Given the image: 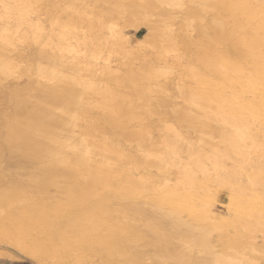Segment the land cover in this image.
<instances>
[{
  "label": "bare ground",
  "instance_id": "obj_1",
  "mask_svg": "<svg viewBox=\"0 0 264 264\" xmlns=\"http://www.w3.org/2000/svg\"><path fill=\"white\" fill-rule=\"evenodd\" d=\"M91 1L103 0H69L65 6L70 11L85 13ZM118 1L115 3L123 7L124 0ZM191 1L201 10L212 6V10L228 13L253 7L248 0ZM0 2L3 4L0 11V232L6 235L5 239L13 240V234L16 240H26L29 247L26 245L23 253L39 264L44 262L42 255L48 257L45 254L48 250L54 258L67 260L68 252H72L78 254L79 260L85 258L79 264H92L98 253H106L108 258L104 260L114 258L111 252L118 246L124 250L120 249L117 261L128 264H141L142 254L148 257V264H258L263 249L256 243L247 241L245 246L252 257L244 258L245 246L238 232L231 235L214 226L199 229L181 214L186 211L197 222L200 210L195 200L199 190L209 192L213 182L216 186L225 184L227 161L231 160L234 165L244 161L241 143L249 142L257 148L261 145L244 116L252 103L240 96L241 91L237 96L234 91L229 95L224 92L229 87L224 91L215 87L219 78L226 81L233 72L241 73L244 80L245 63L255 64L260 60L257 53L260 41L248 30L254 15H219L218 12L191 15L188 8L183 9L184 0H157V3L150 2L153 7L175 8L179 12L183 9L187 15L167 13L155 14V17L151 11L146 15L150 3L139 0L134 6L140 7V11L136 10L141 14L135 13L133 6L136 24L130 21L134 28H145L142 37H148L147 40L159 36L157 41L156 36L149 39L152 42L148 41L145 46L159 49L156 52L161 53L162 59L158 61L162 64L153 62L154 65L144 59L143 65L134 67L138 69L133 71L127 59L134 47H129L124 55V70L119 71L110 65L104 52H112L113 46L126 42L115 21L119 18L126 23L132 15H64L65 19L60 17L63 22L54 15L48 19L52 30L48 26L45 31V25L43 28L41 24V28L38 21L35 25L27 19L30 15L26 13L37 3L35 0H19L13 7L3 3L4 0ZM143 2L148 5L144 6ZM119 7L115 6L113 11ZM83 21L87 25L84 26L85 22L81 27ZM22 25L30 31L26 32ZM104 28L109 30L115 43L101 40ZM93 29L96 30L88 34ZM177 29L189 36L195 34L197 50L193 51L196 54L192 58L196 62H192L202 65L199 70L195 64V68L192 64L186 70L182 66L188 77L195 79L193 86L180 84L179 74L177 80L168 78L174 64L171 66L163 57L168 48L177 51L182 35H178ZM142 42L139 41L140 44L146 41ZM25 44L35 47L30 56L22 55ZM255 70L253 74L258 76L259 71ZM23 77L26 82L21 84L19 80ZM160 77L162 81L158 80ZM241 79L227 81L236 83ZM151 117L155 119L149 120ZM185 129L194 133V140L193 148L183 151L177 143L187 140L182 133ZM152 131L159 136L153 137ZM133 145L141 148L137 150L141 158L132 151ZM129 166L138 172L139 180L131 182L134 171ZM151 177L155 184L152 182L142 189L135 185L144 184ZM239 181L234 182L235 188ZM148 190L155 191L157 198L154 202L142 203L139 197ZM235 204L231 199L234 216L231 221L238 226L245 222V216ZM209 208L203 213L212 218ZM257 224L238 227L256 231L260 229ZM121 233L126 235H117ZM210 233L214 234L213 241H209ZM162 236L167 237L164 246L159 241ZM126 249L134 250L135 254L125 252ZM109 250L112 251L108 253ZM149 253L154 256L150 257Z\"/></svg>",
  "mask_w": 264,
  "mask_h": 264
},
{
  "label": "rangeland",
  "instance_id": "obj_2",
  "mask_svg": "<svg viewBox=\"0 0 264 264\" xmlns=\"http://www.w3.org/2000/svg\"><path fill=\"white\" fill-rule=\"evenodd\" d=\"M37 3H33V5L31 6V9L29 10V8L26 10V15H30L29 17H27V19H31V20H29V21H32V23L33 24H35V25H38L37 23H39V27H43L44 28V26L43 25H45V31L47 30V28H48V26H49V23H48V19L50 18V17H52V16H56L57 15V17H58V20H60V17H61V19H65V16L64 15H132V16H125V20H126V17H127V19L130 21L131 19L135 22L136 21V16L135 15H137V14H134V10H138V8H139V11H140V7H138L137 8V6L135 7L134 6V3L135 4H137V1H139V0H132V2H131V0H129V2H131V3H129L128 2V0H124V2L125 3H123V1H122V5H123V7H121V3L119 4H117V2L115 3V1H117V0H103V1H101V2H90L91 3V6H90V8H89V10L88 11H85V13L84 12H81V11H78V10H72V11H70V10H68V9H66V6H67V4L69 3L68 1L69 0H35ZM120 1V0H119ZM118 1V2H119ZM120 1V2H121ZM128 3H127V2ZM134 1V2H133ZM249 2H250V4L253 6H251L252 8H248L249 10H247L246 8H244L243 9V11H241V12H238V11H233V12H230V13H228V12H218L216 9H213L212 10V6L210 7V8H207L206 10H204V8L201 10L200 8V6L198 7V4H196V3H193V1H186V0H184V4H185V6L183 7V9H184V11H186L187 10V8H188V11H190V13L189 14H191V15H212V14H216L217 12H218V14L219 15H254V20H253V22H249L248 23V30H249V32L252 34V35H255L258 39H259V41H260V44H261V47H260V49H258L257 50V53H259L260 54V60H258V62L257 63H255V64H253V63H249V62H246L245 63V66H244V73H245V75H246V78H244V80L243 79H241L242 78V74L241 73H239V72H233L232 74H229L228 75V79L229 78H240L241 80H240V82L237 80V82L236 83H230V80L229 81H225V80H223L222 78H219L220 80H218L217 82V84H216V88L217 89H219V90H223L224 91V89H225V87H229V89L227 88L224 92L225 93H227V94H231V92L232 91H234L233 93L236 95V93L237 94H240V92L239 91H241V97L242 98H244L246 101H248V102H251L252 103V108L251 109H247L245 112H244V116L246 117H244L245 118V120L247 121V123H248V125L251 127V128H253V130L255 131V133L257 134V138L259 139V142H261V145L257 148V147H252V146H250V144H249V142H246V143H241V145H243L244 146V161H242L241 163H240V165L237 163V164H233V162L231 161V160H228L227 161V165H228V174H227V178H226V182H225V184H223L222 186H216L215 184H214V182L212 183V185H211V187L209 188V192H204L203 190V192L201 191V190H199V193H198V196H197V198H196V200H195V204H196V206L198 207V209L200 210V212H199V216H200V219L196 222L195 221V219L193 218V216L192 215H190L188 212H186V211H182V216L183 217H185V219L187 220V221H189V222H191V223H193L194 225H197L196 227L197 228H199V229H201L200 228V226L201 227H203L202 229L203 230H206V229H211V227L213 228V226L216 228H218L219 230H221V231H223V230H227L228 231V233H230L231 235H234V233H236V232H238V233H236V234H240L239 235V239H240V241H242V243H243V245L245 246V244L247 243V241L248 242H253V243H256L258 246H260L261 247V249H263V250H261L262 252V255L259 257V259H258V264H264V243H262V240L264 239V0H248ZM7 4H6V3ZM17 2V3H16ZM57 2V3H56ZM144 2H145V4L148 2V3H150V2H155V3H157V0H144ZM144 2H143V4H144ZM3 3H5L6 5H8V6H11V7H13V6H15V5H17L18 3H20L19 2V0L17 1V0H4V2ZM14 3V4H13ZM96 5H95V4ZM200 3V2H199ZM2 3L0 2V11L2 12L3 11V7H1L2 5H1ZM4 4V5H5ZM35 4V5H34ZM65 4H66V6H65ZM112 4V5H111ZM115 4V5H114ZM128 4H129V6H128ZM131 4V5H130ZM144 4V6H147V5H145ZM151 4V7L149 6ZM147 7H144L145 9L147 8V10H148V12H147V14L146 15H149V12H150V14H152V16H154L155 14L156 15H187V14H185V12L183 11V9H182V11H178V9H176L175 10V8H173L174 10H172V9H170V8H167V9H161V10H159V8L158 7H156V6H152L153 4L152 3H150ZM208 4V3H207ZM95 5V6H94ZM107 5V6H106ZM120 6L119 8V10L118 9H115V11H113L114 9L113 8H115V6H116V8H118V6ZM196 5H197V7H196ZM130 6H131V8H130ZM134 6V7H133ZM34 7H35V10H33L34 9ZM129 7V8H128ZM135 8L134 10H132L133 8ZM152 9V10H149L150 8ZM153 7V8H152ZM155 7H156V9H155ZM191 7V10H189V8ZM209 7V6H208ZM111 8H112V10H111ZM193 8V9H192ZM197 8H198V10H197ZM90 10H92V11H90ZM117 10V11H116ZM136 10V12L135 13H137L138 12V15H140L141 14V12H139V11H137ZM170 10V11H169ZM208 10H210V11H208ZM252 12H251V11ZM152 11H154V12H152ZM167 11V12H166ZM197 11V12H196ZM202 11V12H201ZM122 12V13H121ZM163 12H165V13H163ZM168 13V14H167ZM181 13H183V14H181ZM200 13V14H199ZM202 13V14H201ZM243 13V14H242ZM247 13V14H246ZM48 15V16H47ZM50 15V16H49ZM134 15V16H133ZM156 15H155V17H156ZM151 16V15H150ZM31 17V18H30ZM132 17V18H131ZM260 17V18H259ZM135 18V19H134ZM46 20V21H45ZM117 21H115V23H117V30H122V33H123V37H124V39H126V42L125 43H120V44H118V45H115V46H113V49H114V51H112V52H104V57H109V62H110V65L113 67V68H116V69H119V71H123L124 70V65H126L125 64V58H124V55H127V51H128V49H129V47H131V48H133V50H132V55H131V57H130V55L128 56L129 58L127 59V62H131L130 63V65L131 66H133V67H131V66H128V67H131V68H133V71L136 69H138V68H134V67H136V66H138V67H140L139 65H143V60L144 59H146V60H144L145 62H149V63H155V64H162V62L160 61L161 59H160V57L159 56H161L160 54L161 53H159V55H158V52H156V50L157 49H155V50H152L151 48H148V46H145L146 44H148V41H149V43H150V41L151 40H153V38L156 36L157 37V35H155L154 37H152V38H149V39H151V40H147V38H144V37H142L143 36V34L146 32V30H145V28L144 27H142V26H138V27H136V28H134V26H133V21H130L131 23H132V25H131V23L127 20L126 21V23H124V22H122V19L120 20L119 18L118 19H116ZM118 20H120V22L118 23ZM38 21V22H37ZM65 21V20H64ZM256 21V22H255ZM37 22V23H36ZM44 22V23H43ZM47 22V23H46ZM60 22H63V20L61 21L60 20ZM85 22H86V24H85ZM83 21L80 25H81V27H84V26H86L87 25V21ZM122 22V23H121ZM121 23V25H118V24H120ZM128 23L131 25H128ZM263 23V24H262ZM42 24V25H41ZM85 24V25H84ZM136 24V22L134 23V25ZM41 25V26H40ZM46 25H47V27H46ZM82 25H84V26H82ZM133 26V27H132ZM24 30H26V32H28V31H30V29L29 28H27L26 26H24V25H22L21 26ZM41 27V28H42ZM118 27H120V28H118ZM26 28V29H25ZM49 28H51V29H48V30H52V28L53 27H51V26H49ZM96 30V29H95ZM94 29L92 30V31H89L90 33H88V34H91V32H93V31H95ZM178 30V29H177ZM176 30V34H178L179 36H180V39H182L181 40V42H180V39H179V41H178V45L180 46H178L177 45V51H171V48L169 49L168 47V50H169V52L167 53V54H165V57H163V58H165L169 63H170V65L172 66L173 64V66L171 67V73L170 74H168L169 76H168V78H176V80L177 79H179V76H180V80H178V82L180 83V84H182V82L183 83H185V84H187V85H189V84H191L190 86H193V82L195 81V79L194 78H191V77H188V75L186 74V71H183V70H186V68L187 67H190L189 65H191V67H192V64H193V66H194V64H195V66H196V68L199 70L200 69V67H201V65H202V63H201V65L198 63H194V62H192V61H195L194 60V58H192V57H194V55L196 54V51L195 52H193L194 50H197V48H196V44H195V41H194V36H195V34H194V32L193 33H191L192 34V36H189L188 34L189 33H187V34H184V33H186V32H182L181 30H178L177 31ZM258 30V31H257ZM261 30V31H260ZM180 31H181V33H180ZM258 33H257V32ZM178 32V33H177ZM22 34V33H21ZM185 35V36H184ZM184 37V39H185V41L188 43H186V42H182V41H184V39L183 38H181V37ZM189 36V37H188ZM154 38L155 40L157 39V40H159L158 39V37L157 38ZM192 39L193 41H194V43L193 42H190V41H192V40H190V39ZM145 39V40H144ZM101 40L103 41L104 40V42H108V43H115V40L111 37V33L109 32V30L108 29H106V28H104L103 30L101 29ZM141 40L143 41L142 43H144V41H146L144 44H140L139 43V41L141 42ZM156 40V41H157ZM112 41V42H111ZM138 43V45L141 47L140 48V50H138L139 48H137L138 47V45H137V43ZM152 42V41H151ZM180 43H185L183 46H182V44H180ZM192 43L193 44H195V45H192ZM190 44V45H189ZM203 44L204 45H206L207 46V43H205V42H203ZM26 45V44H25ZM23 45V51H22V55H26V56H28L29 54H31V53H33V50H34V46L33 45ZM114 45V44H113ZM135 45H137V47L135 46ZM191 45H192V48H191ZM208 45H209V43H208ZM142 46H143V48H142ZM209 46H211V45H209ZM33 47V48H32ZM90 47H92V46H90ZM146 47V49H144ZM193 47H195V48H193ZM29 48V49H28ZM136 49H137V51H136ZM30 50V51H29ZM32 51V52H31ZM157 51H159V49L157 50ZM190 51L192 52V53H190ZM23 53H26V54H23ZM109 53V54H108ZM170 53V54H169ZM174 53V54H173ZM191 54V55H190ZM192 54H194V55H192ZM30 56V55H29ZM133 56H135V57H133ZM164 56V55H163ZM175 57V58H174ZM179 57V58H178ZM183 57V58H182ZM263 57V58H262ZM122 58V59H121ZM188 58H192L193 60H189ZM158 59H160L159 61H158ZM178 61H177V60ZM129 60V61H128ZM156 61V62H155ZM175 61V62H174ZM181 61V62H180ZM189 61H191V62H189ZM172 62H174V63H172ZM184 62H186V63H184ZM196 62V61H195ZM261 62V63H260ZM153 63V64H154ZM172 63V64H171ZM249 63V64H248ZM263 63V64H262ZM154 64V65H155ZM251 64V65H250ZM182 66H183V70H182ZM195 66L193 67V68H195ZM199 67V68H198ZM258 69V76H255L253 73H254V71H256L255 69ZM197 70V71H198ZM262 70H263V72H262ZM196 71V73H197V76H198V72ZM173 72V73H172ZM183 72V73H182ZM252 72V73H251ZM195 73V74H196ZM236 73H237V75H236ZM243 73V74H244ZM178 74H179V76H178ZM182 74H183V76H182ZM235 74V75H234ZM184 75H185V77H184ZM178 76V77H177ZM199 76H201L202 77V73L201 72H199ZM198 76V77H199ZM206 76V75H205ZM233 76V77H232ZM238 76V77H237ZM240 76V77H239ZM255 76V77H254ZM261 76V77H260ZM197 77V78H198ZM248 77H251V78H248ZM163 77H160L158 80H160V81H162L163 79H162ZM253 78V79H252ZM255 78V79H254ZM134 79H135V77H134ZM133 79V80H134ZM246 79V80H245ZM26 77H23L22 79H20L19 80V82L22 84V82L23 83H25L26 81ZM137 80V79H136ZM135 80V81H136ZM193 80V81H192ZM221 80H222V82H221ZM140 81V80H139ZM138 81V82H139ZM224 81V82H223ZM248 81V82H247ZM141 82H143V81H141ZM145 82V83H144ZM144 84H147V82L144 80ZM241 82H243V83H241ZM246 82V83H245ZM222 85H221V84ZM228 83H230V84H233V85H230V84H228ZM221 85V86H220ZM237 86V87H235V86ZM220 86V87H219ZM244 88H242V87ZM260 87H261V89H260ZM232 88V89H231ZM235 88H237V89H234ZM243 89V90H242ZM229 90V91H228ZM231 90V91H230ZM250 91V92H249ZM230 92V93H229ZM239 92V93H238ZM248 92V93H247ZM256 95V96H255ZM237 96V95H236ZM239 96V97H240ZM253 96V97H252ZM261 96V97H260ZM261 101V102H260ZM246 113H248V114H246ZM251 114V115H250ZM249 115V116H248ZM253 115V116H252ZM248 116V117H247ZM250 116H251V118L253 119H251L250 118ZM255 116V117H254ZM254 117V118H253ZM154 118V117H153ZM152 117L151 118H149V120H151V121H153L154 119H153ZM256 119V120H255ZM258 121V122H257ZM260 131H262V132H260ZM182 133L186 136V138H187V142L186 141H182V142H180V143H177V147L179 148L180 147V149H182L183 151H185V150H187L188 148H193L192 147V140H194V133L191 131V130H182ZM152 134H153V137H157V136H159V133L158 132H156V131H152ZM168 137H170L171 138V133H168V134H166ZM260 136V137H259ZM262 139V140H261ZM172 142H174V140L172 141ZM247 144H248V146H247ZM139 147V146H138ZM136 147V145H133V147H132V151L135 153V155H137V157L138 158H141V152L140 151H138L137 152V150H140L141 148L139 147ZM136 150H135V149ZM252 149H256V150H254V152L252 151ZM248 150V151H247ZM263 151V152H262ZM251 152V153H250ZM140 154V155H139ZM249 154V155H248ZM139 155V156H138ZM231 157H232V155H230ZM138 158H136L137 160H138ZM232 158H234V159H236L237 157H235V156H233ZM184 159V158H183ZM141 160V159H140ZM140 160H138V161H140ZM239 160V159H238ZM244 162V163H243ZM260 162H261V164H260ZM238 165V166H237ZM232 166V167H231ZM143 167H146V165H143ZM129 168H130V171H134L133 173H132V180H131V182H135V181H137V179L138 178H136L137 176H138V172L136 173L135 172V170H134V168L132 167V166H129ZM257 168V169H256ZM145 169H147V167L145 168ZM234 172V173H233ZM243 172V173H242ZM136 173V174H135ZM231 174V175H230ZM233 175V176H232ZM213 177L214 176H212V180H213ZM231 177V178H230ZM233 177V178H232ZM234 181H233V180ZM235 179H237V180H235ZM241 179V180H240ZM139 180V179H138ZM240 180V181H239ZM214 181V180H213ZM231 181V182H230ZM237 181H239L240 182V184H239V186L237 187V188H235V185H233L234 184V182H237ZM249 181V182H248ZM153 182V180H152V177L151 178H149V179H147V181L145 180V183L144 184H142V183H139V185L137 184V183H135V185H137L138 187H140L141 189L142 188H145L148 184H150V183H152ZM154 184H155V182H153ZM238 183V182H237ZM251 184V185H250ZM145 186V187H144ZM226 186V187H225ZM246 186H248V188H246ZM251 188H250V187ZM214 188V189H213ZM225 188V189H224ZM235 188V189H234ZM217 191H216V190ZM230 189H234V191H232V190H230ZM252 189V191H249V190H251ZM239 190V191H238ZM149 191V192H148ZM148 191H144L143 193H142V195L139 197L140 199V201H142V203H150V202H154L156 199L155 198H157L156 196V192L155 191H153V190H148ZM152 191V192H151ZM232 191V192H231ZM146 193L148 194V196L146 195ZM233 193V194H232ZM239 193V194H238ZM145 194V195H144ZM207 194V195H206ZM245 194H246V196H245ZM144 195V196H143ZM202 195V196H201ZM230 195V196H229ZM237 195V197L235 198V196ZM238 195H240V197L238 198ZM155 196V197H154ZM211 196V197H210ZM53 197V196H52ZM206 197H208V198H206ZM229 197V198H228ZM203 198V199H202ZM246 198V199H245ZM248 198V199H247ZM252 198V199H251ZM202 199V200H201ZM231 199H234L235 200V205L236 206H238V207H241L242 208V215L243 216H245L244 218H243V216H242V218L244 219V223H241L243 226H246V227H248V225H252V223L254 224L255 222L256 223H259V224H257L259 227H260V229H256V231L254 230V229H250V228H245V227H243V228H240V227H238V226H242L240 223H239V225L237 226L236 225V223L235 224H233V221H231V220H233L234 219V216H233V213H232V211H231V209H230V203H231ZM242 201V199H243V201H242V203H241V201ZM150 200V201H149ZM185 201H189V200H185ZM230 201V202H229ZM246 201V202H245ZM197 202V203H196ZM203 202V203H202ZM256 202V203H255ZM122 203V202H121ZM229 203V204H228ZM173 205H174V202H173ZM206 206V207H205ZM204 207V208H203ZM210 207V208H209ZM207 208H209L210 209V212L212 211V212H214V213H212L211 212V215H213L212 216V218H207V216H205V214L203 213V212H205L204 210L205 209H207ZM248 211H247V210ZM246 210V211H245ZM254 212V213H253ZM225 214V215H224ZM216 216V217H215ZM224 218H223V217ZM251 216V217H250ZM78 218H81L80 217V215H79V217ZM221 218H222V221H221ZM225 218H227L228 220H226ZM232 218V219H231ZM206 219H208V220H206ZM218 219V220H217ZM205 220V221H204ZM213 221L214 223H215V225L213 224V222H211V221ZM217 220V221H216ZM250 220V221H249ZM193 221V222H192ZM218 221L220 222V223H218ZM230 221L232 222L231 224H230ZM258 221V222H257ZM202 222V223H201ZM207 222H209L210 224H212V225H209V223H207ZM222 222V223H221ZM228 224H227V223ZM262 222V223H261ZM249 223V224H248ZM228 227H226L225 225ZM224 225V226H223ZM210 227V228H209ZM236 227V228H235ZM237 227H238V229H237ZM233 229H235V231L233 230ZM241 229V230H240ZM1 231V230H0ZM2 232V231H1ZM1 232H0V264H39L36 260H34V259H32V258H30L27 254H24L25 253V250H24V248H27V247H29V243H27V241L26 240H24V241H22L21 239H17L16 240V238L17 237H14V235L13 234H11V236H12V239L13 240H6L5 239V236L3 235V233L1 234ZM243 232V233H242ZM245 232H247V233H245ZM124 233V232H123ZM123 233H121V235H119V234H117L118 236H124V235H126V233L123 235ZM233 233V234H232ZM249 233V234H248ZM255 233V234H254ZM258 233V234H257ZM212 234L213 233H210V235L209 236H211V237H209V241L210 240H212L213 241V239H214V234H213V236H212ZM235 234V235H236ZM244 234V235H243ZM251 234V235H250ZM116 235V236H117ZM243 235V236H242ZM246 235V236H245ZM251 236V237H249V236ZM255 235V236H254ZM15 238V240H14V238ZM207 237V236H206ZM247 237V238H246ZM11 238V237H10ZM211 238V239H210ZM165 239V240H164ZM162 240V241H161ZM164 240V241H163ZM244 240V241H243ZM15 241V242H14ZM19 241L21 242V245H19L18 246V244H20L19 243ZM161 243H160V245L161 246H164V244L166 243V241H167V237H165V236H162L161 238H160V240H159ZM256 241V242H255ZM12 242V243H11ZM24 242V243H23ZM27 244H26V243ZM261 243V244H260ZM16 244H17V246H16ZM131 244V243H130ZM24 245H25V247H24ZM26 245H28L27 247H26ZM121 245H123V244H121ZM132 245V244H131ZM262 245V246H261ZM20 246H22L21 248H20ZM137 247H138V249H140V250H142V245L141 244H138V245H136ZM119 248H117L116 247V249H114V251L116 252V253H114V251L113 252H111L112 250H109L108 251V253L109 252H111L112 254H114V258H111L110 259V257H109V259L108 260H104L105 258L107 259L108 258V256L106 255V253L104 254H102V253H96L97 255V257L96 258H94L93 259V262H95V263H92V264H96V263H99V264H106V263H104L105 261L108 263V264H124V260H119V261H117V257L118 256H120L119 254L122 252V250H124L123 248H121L120 246H118ZM20 248V249H19ZM23 248V250L21 251V249ZM120 249H122V250H120ZM48 251H49V253H48ZM47 251V253H45L46 252V250H45V254H47L48 255V257L45 255H42V258H43V260H44V262H43V264L45 263V264H55L56 262V264H75V262L77 263V264H79V261L80 260H82V262L84 261L85 262V258L83 259L82 257H80V260H79V256H77L78 254H76V253H73L72 254V252H68L69 253V257L67 256V260H65V259H60V258H54L52 255H51V250H48ZM129 251V252H128ZM247 251V252H246ZM23 254H22V253ZM125 252H127V253H129V254H135V251L133 250V252H132V250H128V249H126L125 250ZM132 252V253H131ZM142 252V251H141ZM43 253V254H44ZM71 253V254H70ZM246 253V254H245ZM74 254L76 255L75 256V258H74ZM99 254H100V257H98L99 256ZM150 254V257H152V256H154L153 254L154 253H149ZM49 255H51L50 257H49ZM73 255V256H72ZM117 255V256H116ZM104 256V257H103ZM106 256V257H105ZM45 257H46V259H45ZM71 257H72V259H71ZM249 258V257H252V254L250 253V251H249V249L245 246V248H244V258ZM47 258H48V260H49V262H48V260H47ZM76 260H74V259ZM98 258V259H97ZM104 258V259H103ZM119 258V257H118ZM54 259V260H53ZM68 259H70V260H68ZM113 259V261H111ZM120 259H122L121 257H120ZM262 259V260H261ZM55 262H53V261ZM58 260H60V263H58L59 261ZM62 260V261H61ZM95 260V261H94ZM53 263H52V262ZM64 261V262H63ZM65 261L66 262H69V263H65ZM75 261V262H74ZM101 261H102V263H101ZM124 261V262H123ZM46 262H48V263H46ZM51 262V263H50ZM81 262V261H80ZM81 262V263H82ZM111 262V263H110ZM115 262V263H114ZM119 262V263H118ZM150 261L148 260V257L146 258V256H144L143 254H142V258H141V264H148ZM263 262V263H262ZM80 263V264H81ZM125 264H128L127 262H125ZM140 264V263H139Z\"/></svg>",
  "mask_w": 264,
  "mask_h": 264
}]
</instances>
